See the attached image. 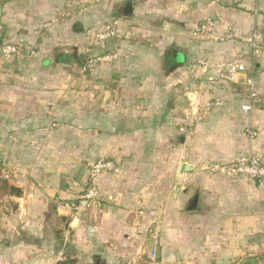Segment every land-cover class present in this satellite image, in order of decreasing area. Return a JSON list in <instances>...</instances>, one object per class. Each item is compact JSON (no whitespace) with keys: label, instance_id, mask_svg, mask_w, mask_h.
<instances>
[{"label":"crops","instance_id":"0c3cea01","mask_svg":"<svg viewBox=\"0 0 264 264\" xmlns=\"http://www.w3.org/2000/svg\"><path fill=\"white\" fill-rule=\"evenodd\" d=\"M111 22L115 37L91 46ZM88 49L116 59L83 70ZM232 61L264 97V0H0V164L22 191L0 203V264H140L153 238L154 264H264V190L201 170L250 151L264 162V112L248 141V91L217 74ZM101 157L118 172L75 218Z\"/></svg>","mask_w":264,"mask_h":264},{"label":"built area","instance_id":"2783aa9c","mask_svg":"<svg viewBox=\"0 0 264 264\" xmlns=\"http://www.w3.org/2000/svg\"><path fill=\"white\" fill-rule=\"evenodd\" d=\"M216 19L207 17L194 28V34H205L210 32L216 26ZM116 22L106 24L102 30L89 36L87 39L91 45L101 44L103 42L113 39L116 35ZM260 35L253 32L250 37L252 45V56L256 57L258 54V44ZM17 53V48L14 45H5L1 49V56L4 60L12 59ZM116 59L115 54H102L91 56L84 62L83 70H90L99 65H106ZM203 69L205 73V62L200 60L196 65ZM246 67L240 61H232L226 64L217 66V74L223 80L231 83H239L248 91V100L240 106L241 112L246 116L247 126L244 129L245 137L248 141H253L257 134L251 125V115L254 110L260 109L264 112V97H260L254 90L251 78L245 76ZM213 81V79H209ZM219 100L208 102L204 105V112H208L212 107L219 106ZM191 127V125H189ZM188 128H180L179 132L182 134L189 133ZM202 171L208 174H226L233 177H243L254 182L260 189L264 190V162L263 155L259 151H250L246 155H241L229 163L215 162L210 163L201 168ZM118 172L116 163L107 157L99 158L93 165L87 175L86 188L84 193L68 203L69 213L78 218L84 215L92 206L99 205L100 188L97 185V179L103 174H115ZM154 239V245L156 244ZM155 249L153 248L148 254L147 258L151 261L155 260Z\"/></svg>","mask_w":264,"mask_h":264},{"label":"trees","instance_id":"16d2710c","mask_svg":"<svg viewBox=\"0 0 264 264\" xmlns=\"http://www.w3.org/2000/svg\"><path fill=\"white\" fill-rule=\"evenodd\" d=\"M2 170L3 167L0 164V203L5 198H10V197L19 198L22 195V191L20 188L12 185L6 178H4ZM67 264H72V262ZM140 264H148V263H146L144 258H142Z\"/></svg>","mask_w":264,"mask_h":264},{"label":"rangeland","instance_id":"374dc122","mask_svg":"<svg viewBox=\"0 0 264 264\" xmlns=\"http://www.w3.org/2000/svg\"><path fill=\"white\" fill-rule=\"evenodd\" d=\"M105 26V25H104ZM103 26V27H104ZM103 27H102V29H103ZM102 29H100V30H102ZM99 30V31H100ZM88 40V39H87ZM89 41V40H88ZM90 42V41H89ZM103 43H105V42H103ZM103 43H101V44H103ZM101 44H97V45H101ZM93 45V44H92ZM91 45V46H92ZM88 52H89V54H91V50L90 49H88ZM97 55H99V54H97ZM100 55H102V54H100ZM91 56H95V54H91V55H89L88 57H87V59H89ZM86 59V60H87ZM86 60H85V62H86ZM87 71H89V70H87ZM182 128H184V126L182 127ZM179 129L180 128H178V132H179ZM180 133V132H179ZM181 134V133H180ZM183 135V134H182ZM185 135V134H184ZM88 213V212H87ZM86 213V214H87ZM85 214V215H86ZM85 215H83V216H85ZM55 229V228H54ZM150 230H151V232H150ZM155 232H154V231ZM149 232H150V234H152L153 232L155 233V234H157V235H159L160 234V228H159V231L156 229V227H154V228H152V226H150V228H149ZM148 232V233H149ZM156 240V239H155ZM153 242H154V239H153ZM158 247V246H157ZM155 249V254H156V248H155V245H154V243H153V246H151V249H148V251H147V253H149L152 249ZM142 258H144V260H145V262L146 263H148V264H154L155 263V260H156V255H155V260L154 261H151V260H149L148 258H147V256H146V258L145 257H142ZM71 261H73V260H70L69 258H67V259H64L63 261H61V262H59V264H67V263H70ZM57 264V263H56ZM92 264H93V262H92Z\"/></svg>","mask_w":264,"mask_h":264},{"label":"water","instance_id":"95a60500","mask_svg":"<svg viewBox=\"0 0 264 264\" xmlns=\"http://www.w3.org/2000/svg\"><path fill=\"white\" fill-rule=\"evenodd\" d=\"M180 172H187V171H190V169H188V167H186V166H184V165H182L181 167H180ZM84 192H82L81 193V195L83 194Z\"/></svg>","mask_w":264,"mask_h":264}]
</instances>
